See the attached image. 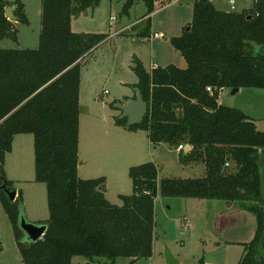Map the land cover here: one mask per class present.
Listing matches in <instances>:
<instances>
[{
    "label": "trees",
    "instance_id": "trees-1",
    "mask_svg": "<svg viewBox=\"0 0 264 264\" xmlns=\"http://www.w3.org/2000/svg\"><path fill=\"white\" fill-rule=\"evenodd\" d=\"M101 1L42 0L39 46L0 48V198L13 222L22 264H72L75 256L107 264L150 258L159 193L238 202L254 212L258 235L238 264H264V254H258L264 233V209L258 205L264 204V131L243 110L218 101L221 89L264 88V0L243 11L195 0L191 23L171 39L186 67L170 63L149 71L135 59V86L147 111L139 124L128 126L120 117L116 123L148 131L155 145H190V151L180 150V160L184 166L202 164L204 175L159 181L154 162L132 166L133 193L121 195L120 205L99 190L103 178L78 175L82 60L108 34L75 32L72 20ZM137 1L125 0L123 12L128 14ZM142 1L149 26L139 36L146 39L159 0ZM8 7H15V20L5 15ZM15 21L29 24L25 4L0 0V40H18ZM20 133L34 135L36 180L48 191V229L33 243L23 241L19 226L21 193L10 201L2 187L14 188L4 165Z\"/></svg>",
    "mask_w": 264,
    "mask_h": 264
},
{
    "label": "rangeland",
    "instance_id": "rangeland-1",
    "mask_svg": "<svg viewBox=\"0 0 264 264\" xmlns=\"http://www.w3.org/2000/svg\"><path fill=\"white\" fill-rule=\"evenodd\" d=\"M20 1L25 4L30 22L26 25H18L17 41L9 38L0 40V48L38 47L42 0ZM159 1H161L159 4H162L171 0ZM254 1L235 0L236 11L252 8ZM124 2L125 0H102L99 5L89 8L72 20V30L75 32L109 34V38L103 41L100 48L89 53L82 60L83 66L87 67L85 76L96 78L99 96L104 93L106 96L118 98L122 97L121 94L133 96L136 93L131 85H129L130 88L123 89L119 84L122 74L125 76L122 79L128 82L134 80L132 68L135 65V59L139 58L136 55L129 57L131 51H134L132 54L137 53L143 56L147 64L150 61H159L161 64L173 63L179 67L187 65L185 58L172 45L171 39L173 36L181 35L183 26L192 20L195 0H173L171 5L161 9L156 6L155 9L158 11L151 19L149 36L144 40L147 45H143V41V43L138 42L136 38V34L149 26L147 18H142L147 10L144 2L138 0L128 14L123 12ZM214 2L219 9L232 10L229 0H214ZM154 32L164 33L165 36L155 38ZM130 39L135 42L133 43L135 45L126 43L130 42ZM151 47L154 52H150ZM115 60L119 61L121 69L115 64ZM86 80L85 77L84 86H86ZM105 90L109 91V94H106ZM232 90L224 89L221 94L223 104L243 110L255 121L257 128L264 131V88L242 87L235 94ZM89 107L91 112L84 111L81 116L80 158L88 161L86 168L89 173L100 169L103 179L110 181L111 191L105 198L111 203L121 204V199L118 194H114V191L118 193L122 191L125 187V176L130 178V174H126L129 163H132L130 166L132 167V165L154 162L159 169L160 179L187 178L191 169L180 165L176 153L168 145L163 144L157 149L153 148L140 161L133 157L137 143L132 142V139L127 141L116 133L113 130L115 127L109 125L106 112L99 111L97 105H89ZM107 108L117 110V116H114L116 123L117 117L121 118L122 112L110 105H107ZM125 124L124 122L123 125L128 127ZM22 141L24 143L21 147ZM14 147V153L8 155L7 165H4L6 177L13 182V187L22 195L21 207L26 219L32 223L44 224L50 217L48 191L46 183L36 180L34 136L32 134L17 136ZM84 170V166H81L79 175L83 179L85 178ZM199 171L189 175H198ZM94 174L97 175V171ZM119 182L122 188H118ZM106 183L105 181L103 184ZM228 203L231 202L167 197L159 193L155 205L156 236L153 255L150 258H141L135 264H167L166 247L181 260V264H201V262L238 264L247 246L258 235V218L254 212L243 208L238 202H233L229 206ZM258 205L264 209L262 202ZM263 239L264 233L258 245V254H264ZM107 261L98 259L91 262L85 257L75 256L72 264H88V262L107 264ZM130 261V259H118L117 264H128ZM0 264H22V254L15 228L1 198Z\"/></svg>",
    "mask_w": 264,
    "mask_h": 264
},
{
    "label": "crops",
    "instance_id": "crops-1",
    "mask_svg": "<svg viewBox=\"0 0 264 264\" xmlns=\"http://www.w3.org/2000/svg\"><path fill=\"white\" fill-rule=\"evenodd\" d=\"M210 1H212L213 3H214V5L216 6V4H215V2H214V0H210ZM172 2H173V0H171V1H168V2H164V3H162V4H159L160 2H158L157 4H156V6H159V8L161 9V8H163V7H168L169 5H171L172 4ZM217 7V6H216ZM193 8H194V4H193ZM219 9V8H218ZM221 10H226V11H231V10H229V9H221ZM156 11H158L157 9H155L154 10V12L150 15L151 16V18L150 19H152L153 17H154V15L156 14ZM145 15V14H144ZM143 15V16H144ZM113 17H111V19H112ZM143 19H145V18H148L147 16H145V17H142ZM193 18V17H192ZM75 19V18H74ZM192 21V20H191ZM191 21H188V23L186 24V26L188 25V24H190L191 23ZM15 24H16V26H17V28H18V25H20L21 23H19V22H17V21H15ZM25 25V24H24ZM184 28H185V26H183V30H184ZM18 33H19V28H18ZM84 33H99V32H84ZM101 33V32H100ZM141 33V32H140ZM139 33V34H140ZM155 33H157V32H154V34ZM182 33H183V31H182ZM139 34H136V38H137V40H138V42H140V43H143V45H147L146 43H145V39H143V38H141L140 36H139ZM154 34H153V36H154ZM159 34H162L163 36H165L164 35V33H159ZM179 36V35H178ZM150 37H152V35H150ZM155 37V36H154ZM174 37V36H173ZM107 38H109V34H108V37ZM106 38V39H107ZM155 38H161V37H155ZM132 39H130V42H126V43H128L129 45H135V44H133V43H135L133 40L131 41ZM143 41V42H142ZM103 45V43L102 44H100L96 49H98V48H100L101 46ZM38 46H39V43H38ZM16 48H19V47H16ZM37 48V47H36ZM23 49H25V48H23ZM34 49V48H33ZM96 49H94L93 51H95ZM147 50V49H146ZM92 51V52H93ZM132 52H134V51H131V53H130V55L129 54H127V55H129V57H132L133 55H136L142 62H143V64H144V66L146 67V69L147 70H149V71H151L153 68H155V67H157V66H159V65H162V66H164V65H167L166 63L165 64H161V63H159V61H150L149 62V64H147V63H145V58L143 57V56H141V55H139V54H137V53H134V54H132ZM150 52H154V50H153V48L151 47L150 48ZM126 55V56H127ZM85 59V58H84ZM132 59V58H131ZM147 62V61H146ZM163 63V62H162ZM115 64L116 65H119V68H120V64H119V61L118 60H115ZM85 68H86V70H87V67H86V65H84L83 66V70H82V82H81V95H80V111H82L81 112V114H80V127H81V116L84 114L83 112L84 111H87V112H91V108L89 107V105H97L98 106V110L99 111H101V112H106L105 114L107 115V117H108V121H109V125H113L115 128H113V130L116 132V133H118V134H120L123 138H126V140L127 141H130V139H132V142H136L137 144V148H136V150H135V153L133 154V157L134 158H138L140 161H142L143 160V158L144 157H146V153H150L151 152V150L154 148V149H157L159 146H162L163 144H166V143H161V144H159V145H155V144H153L152 142H151V140H150V138H149V135H148V131H146V130H143V129H136V130H133V129H130L129 127H125L124 125H119V124H117V123H115L114 122V116H117V110H109L108 108H107V105H109V104H107V103H105L104 102V100L102 99V98H105V97H111V96H106L104 93H103V95H101V96H99V94H98V87H97V82H96V78L95 77H89L88 75L87 76H85ZM121 69V68H120ZM133 71V70H132ZM133 75H134V80L133 81H130V82H128V81H126V80H124V79H122V77H125L123 74H122V77L120 78V80H119V84L121 85V87L123 88V89H127V88H130V86L129 85H131L132 86V89H133V91H135V88H137L135 85H136V83L138 82V77H137V75L135 74V73H132ZM109 76H111L110 74H109ZM85 77L87 78V80H86V86H84V83H85ZM93 78H94V83H93ZM86 88V89H85ZM106 91V90H105ZM97 93V94H96ZM106 93V92H105ZM106 94H109V91H108V93H106ZM122 95V97H113L116 101H118V102H124L125 100H129V99H132V98H135V94H133V96L132 95H129V94H121ZM98 96H99V98H98ZM126 101V102H127ZM218 101H219V103L220 104H223V102L221 101V95H220V97H219V99H218ZM83 106L85 107V108H83ZM111 107H113L112 105H110ZM114 108V107H113ZM116 109V108H115ZM93 112V111H92ZM85 114H87V115H90V113H85ZM28 134H31V133H20V134H17V135H15V137H14V140H13V143H12V149H11V151L10 152H8L7 154H6V157H5V166L7 165V158H8V155H10V154H13L14 153V149H15V147H14V141L16 140V137L17 136H19V135H26V136H28ZM33 135V134H32ZM34 136V135H33ZM26 140V139H25ZM27 141V140H26ZM24 143V141H22V143H21V147H22V144ZM34 144H35V138H34ZM166 145H168V144H166ZM168 147L173 151V152H175L176 153V155H177V159H178V161H179V163H180V165L181 166H183V167H187V168H190L191 169V171L189 172V174H193V173H195L197 170L199 171V168H201V170L198 172V175H189L188 174V176H190L191 178H199V177H201V176H203L204 175V166L202 165V164H192V165H187V166H184L183 164H182V162H181V160H180V150H178V148H175V147H171V146H169L168 145ZM187 147V146H186ZM34 150H35V147H34ZM190 150H191V147H190ZM189 150V151H190ZM31 158V157H30ZM87 163H88V161H84V160H82L81 158H80V136H79V166H78V175H79V173H80V168H81V166H84V172H85V178L84 179H97V178H103V176H102V172H101V170L99 169H97V170H95L93 173H89V170H87V168H86V165H87ZM131 164L132 163H129L127 166V172H126V174L128 173L129 174V170H130V166H131ZM142 164V163H141ZM4 166V167H5ZM133 166V165H132ZM96 171H97V175L96 174H94V173H96ZM118 173V172H117ZM35 174H36V171H35ZM125 174V175H126ZM124 175V176H125ZM36 176V175H35ZM80 176V175H79ZM123 176V177H124ZM159 176L160 175H158V178H159ZM187 176V178H189ZM81 177V176H80ZM122 177V178H123ZM164 178H182V177H164ZM163 179V178H162ZM162 179H158L159 181L160 180H162ZM132 179H131V177L130 178H126V176H125V187H124V189L122 190V191H120L119 193L117 192V191H114V194H118V196H119V198H120V196L121 195H130V194H132L133 193V182L131 181ZM107 182L105 185H106V191L104 192V194H105V196L106 197H108V192L110 193V191H111V189H110V186H111V183H110V181H108V180H104V182ZM103 182V183H104ZM118 188H122V186L120 185V182H119V184H118ZM19 193V192H18ZM121 199V198H120ZM157 199V198H156ZM122 203V202H121ZM114 204V203H113ZM154 249H155V242H154ZM130 260H132V259H130ZM139 260V259H138ZM180 260V259H179ZM135 264V263H134ZM180 264H181V260H180Z\"/></svg>",
    "mask_w": 264,
    "mask_h": 264
},
{
    "label": "water",
    "instance_id": "water-1",
    "mask_svg": "<svg viewBox=\"0 0 264 264\" xmlns=\"http://www.w3.org/2000/svg\"><path fill=\"white\" fill-rule=\"evenodd\" d=\"M15 7H8L5 9V15L11 19L15 20L12 14V11ZM190 29V28H188ZM239 89H233L232 93L235 94ZM135 98L129 99L126 103L118 102L113 97H105L102 98L105 103L112 105L114 108L119 109L122 112L121 118H127V125L131 126L134 124H139L143 121L144 116L147 111V102L144 100L141 90L139 88H135ZM182 115V112H180ZM190 150V145H187L185 152ZM3 189L8 196L10 201H15L18 197V191L15 188H9L5 183ZM99 190L101 192L106 191V185L101 184L99 186ZM231 203H228V206ZM19 226L24 233V242L33 243L41 239L48 229V225L44 224H36L29 222L22 212V207L20 206V217H19ZM165 258L167 264H180L179 258H177L172 251L166 247L165 249ZM140 259L139 257L132 259L128 264H134ZM88 264H91L88 262Z\"/></svg>",
    "mask_w": 264,
    "mask_h": 264
},
{
    "label": "built area",
    "instance_id": "built-area-1",
    "mask_svg": "<svg viewBox=\"0 0 264 264\" xmlns=\"http://www.w3.org/2000/svg\"><path fill=\"white\" fill-rule=\"evenodd\" d=\"M158 2H161V1H158ZM229 2H230L231 7H232V10H231V11H236V2H235V0H229ZM154 36H155V37H162L163 35H162V34H159V33H155ZM207 90H208L209 92L213 93L214 88H213L212 86H208V87H207ZM223 91H224V89L219 90L220 95L223 93ZM105 92L108 93L107 90H106ZM219 97H220V96H219ZM186 146H187V145L181 144V145H179L177 148H178V150H185V149H186ZM226 165H230V163H226Z\"/></svg>",
    "mask_w": 264,
    "mask_h": 264
}]
</instances>
